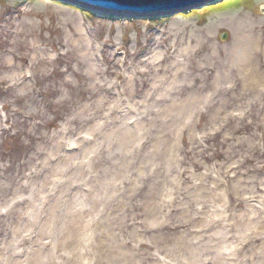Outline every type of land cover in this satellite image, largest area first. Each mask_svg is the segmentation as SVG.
<instances>
[{
    "label": "clouds",
    "instance_id": "obj_1",
    "mask_svg": "<svg viewBox=\"0 0 264 264\" xmlns=\"http://www.w3.org/2000/svg\"><path fill=\"white\" fill-rule=\"evenodd\" d=\"M0 0V264H264V0Z\"/></svg>",
    "mask_w": 264,
    "mask_h": 264
},
{
    "label": "water",
    "instance_id": "obj_2",
    "mask_svg": "<svg viewBox=\"0 0 264 264\" xmlns=\"http://www.w3.org/2000/svg\"><path fill=\"white\" fill-rule=\"evenodd\" d=\"M209 2L214 3L217 0H209ZM93 10L103 14L105 18L112 19L123 17L132 19L139 16L147 17L159 14L161 11L158 8L149 7L146 0H106L104 4L93 8Z\"/></svg>",
    "mask_w": 264,
    "mask_h": 264
},
{
    "label": "rangeland",
    "instance_id": "obj_3",
    "mask_svg": "<svg viewBox=\"0 0 264 264\" xmlns=\"http://www.w3.org/2000/svg\"><path fill=\"white\" fill-rule=\"evenodd\" d=\"M100 16L104 17V15H100Z\"/></svg>",
    "mask_w": 264,
    "mask_h": 264
}]
</instances>
